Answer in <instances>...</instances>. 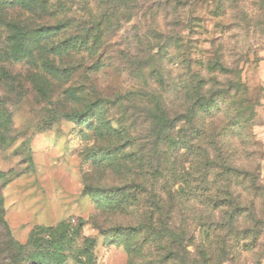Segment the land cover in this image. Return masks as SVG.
<instances>
[{"label":"rangeland","instance_id":"1","mask_svg":"<svg viewBox=\"0 0 264 264\" xmlns=\"http://www.w3.org/2000/svg\"><path fill=\"white\" fill-rule=\"evenodd\" d=\"M170 251L264 264V0H0V264Z\"/></svg>","mask_w":264,"mask_h":264},{"label":"trees","instance_id":"2","mask_svg":"<svg viewBox=\"0 0 264 264\" xmlns=\"http://www.w3.org/2000/svg\"><path fill=\"white\" fill-rule=\"evenodd\" d=\"M7 113V112H6ZM8 114V113H7ZM57 116H59L57 113H55ZM66 116H70V117H74V118H76V119H80V118H82L83 116H84V112H77V113H74V114H67ZM231 221V220H230ZM231 224V223H230ZM45 227H48V228H50V229H54V228H56V230H59V234H62L63 236L65 235V233H64V230H66V233H72V232H75V229L74 228H69V225H68V223H67V220H63V221H61L58 225H56V226H46L45 225ZM137 228H142L141 226H138ZM80 231V230H79ZM57 232V231H56ZM76 233V232H75ZM255 234L257 235L258 233L257 232H255ZM159 236L157 237V238H160V236H161V234H158ZM65 238H64V245H61V246H63V248H61L60 249V252H61V254L62 255H56V256H58V257H60V259H61V263H64L66 260H67V258L69 257V256H65L66 254H64V252L66 251L65 250V248H64V246L66 247V248H68V243L70 242V241H68L67 240V236H64ZM163 238V237H162ZM161 238V239H162ZM160 239V240H161ZM32 242H33V234L31 235V238H30V240H29V243L27 244V245H14L15 246V248H16V251H14L13 252V254H12V256H11V258L14 260V261H18V259L20 258H22V259H27V258H29V257H31V256H33V253H30V252H28V245H30V244H32ZM36 242V241H35ZM170 252H172V251H170ZM184 252H185V250H184ZM173 253V256H172V258L173 259H179L180 260V263L179 264H189L188 262H187V258H185V257H180L179 256V252H172ZM168 260V257H166V261ZM165 261V262H166ZM158 263H161V264H163L164 263V260L163 259H160L159 261H158ZM193 264V263H192Z\"/></svg>","mask_w":264,"mask_h":264},{"label":"crops","instance_id":"3","mask_svg":"<svg viewBox=\"0 0 264 264\" xmlns=\"http://www.w3.org/2000/svg\"><path fill=\"white\" fill-rule=\"evenodd\" d=\"M46 196L49 197L46 192H42L40 196H38L37 193H36L35 194V198L32 199V200H34L33 201V204L35 206H38L39 204L43 203L44 201H46L45 200ZM63 220H67V218H65L64 216H62L61 218L57 219L55 222L54 221H47V222H41V223L48 224L46 226H56V225H58Z\"/></svg>","mask_w":264,"mask_h":264}]
</instances>
